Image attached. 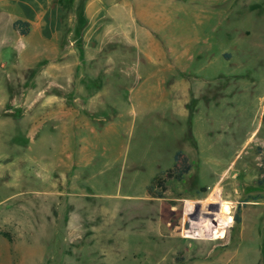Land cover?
<instances>
[{
  "label": "rangeland",
  "instance_id": "rangeland-1",
  "mask_svg": "<svg viewBox=\"0 0 264 264\" xmlns=\"http://www.w3.org/2000/svg\"><path fill=\"white\" fill-rule=\"evenodd\" d=\"M80 2L0 8V264H264V0H116L87 41Z\"/></svg>",
  "mask_w": 264,
  "mask_h": 264
},
{
  "label": "crops",
  "instance_id": "crops-1",
  "mask_svg": "<svg viewBox=\"0 0 264 264\" xmlns=\"http://www.w3.org/2000/svg\"><path fill=\"white\" fill-rule=\"evenodd\" d=\"M53 1L0 0V8L22 9L23 17L12 18V22L15 20L26 21L30 28L34 24L50 25L52 16L57 18V11H49L53 6ZM115 5L116 0H81L80 8L84 26L80 31V38L86 41L98 39L101 34L105 13H107L108 9L115 7ZM77 6L79 7V4ZM6 13L8 16L10 15L8 12ZM198 40L199 38L193 36L192 43L197 45ZM204 42L202 40L201 43L204 44ZM255 110L256 117L261 122V116L264 111V91L257 98ZM24 172V161L18 154L14 155L5 150L3 142L0 140V205H5L10 200H14L21 190L27 188L29 184Z\"/></svg>",
  "mask_w": 264,
  "mask_h": 264
},
{
  "label": "trees",
  "instance_id": "trees-1",
  "mask_svg": "<svg viewBox=\"0 0 264 264\" xmlns=\"http://www.w3.org/2000/svg\"><path fill=\"white\" fill-rule=\"evenodd\" d=\"M11 29L17 32L20 36H26L29 32V24L26 21L15 20L11 23ZM261 123L264 124V111L261 116ZM184 161L185 159L181 157L180 152H176L174 154L173 166L178 162L183 164ZM184 170H186V167ZM170 173L171 171L169 169L155 173L150 179L149 184L145 188L146 193L150 196L160 197V193H153V187L163 184L164 181L170 177ZM176 178H179V175H177Z\"/></svg>",
  "mask_w": 264,
  "mask_h": 264
}]
</instances>
